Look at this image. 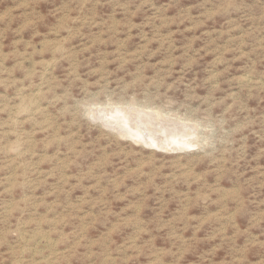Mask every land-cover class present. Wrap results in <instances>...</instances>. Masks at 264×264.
Listing matches in <instances>:
<instances>
[{
  "label": "rangeland",
  "instance_id": "374dc122",
  "mask_svg": "<svg viewBox=\"0 0 264 264\" xmlns=\"http://www.w3.org/2000/svg\"><path fill=\"white\" fill-rule=\"evenodd\" d=\"M0 264H264V0H0Z\"/></svg>",
  "mask_w": 264,
  "mask_h": 264
},
{
  "label": "bare ground",
  "instance_id": "6f19581e",
  "mask_svg": "<svg viewBox=\"0 0 264 264\" xmlns=\"http://www.w3.org/2000/svg\"><path fill=\"white\" fill-rule=\"evenodd\" d=\"M139 110V109H138ZM142 111V110H141ZM139 112V111H138ZM128 113H129V111H128ZM142 113V112H141ZM148 113V112H147ZM152 113V112H151ZM116 114V113H115ZM118 114V113H117ZM136 114V113H135ZM138 114V113H137ZM142 114H144V113H142ZM160 114V113H159ZM159 114L157 113V114H154V115H156V117H158V118H160V116H159ZM145 115V114H144ZM150 115H152V114H150ZM120 116V115H119ZM146 116V118H147V115H145ZM127 118V117H126ZM139 118H140V116H139ZM150 118V117H149ZM157 118V119H158ZM120 119H121V117H120ZM123 119V118H122ZM152 119V118H151ZM129 120V119H128ZM133 120V119H132ZM147 120V119H146ZM154 121V120H153ZM159 121V120H158ZM161 121V120H160ZM131 122V121H130ZM136 122H137V119H136ZM146 122V121H145ZM163 122V121H162ZM165 123H166V121H164ZM127 123V122H126ZM125 123V124H126ZM158 123V122H157ZM164 123V124H165ZM161 124V123H160ZM183 124V123H182ZM132 125V124H131ZM163 125V124H162ZM178 125V124H177ZM128 126V125H127ZM179 126V125H178ZM116 127V126H115ZM132 127V126H131ZM163 127H166V126H163ZM121 128H122V126H121ZM147 128V127H146ZM162 128V127H161ZM172 128H174V127H172ZM115 129H117V128H115ZM143 129V128H142ZM162 129H164V128H162ZM161 129V130H162ZM122 130V129H121ZM182 130H184V129H181V128H179V129H176V132L177 133H180ZM145 131V130H144ZM163 131V130H162ZM122 132V131H121ZM164 132V131H163ZM128 133V132H127ZM134 133V132H133ZM153 133V132H152ZM150 134H151V132H150ZM174 134V133H173ZM162 135H164V134H162ZM153 136V135H152ZM158 136V135H157ZM171 136V135H170ZM184 136V135H183ZM132 137H133V135H132ZM137 137V136H136ZM147 137H148V134H147ZM176 137V136H175ZM160 138V137H159ZM165 138H167V137H165ZM164 138V139H165ZM169 138V137H168ZM172 138H173V136H172ZM184 138V137H183ZM140 139V138H139ZM164 139H162V140H164ZM149 140V139H148ZM175 140V139H174ZM181 140H183V139H181ZM138 141V140H137ZM150 141V140H149ZM166 141V140H165ZM151 142V141H150ZM183 142V141H182ZM164 143V142H163ZM162 143V144H163ZM178 143V142H177ZM172 144H174V142L172 143ZM182 144V143H181ZM191 144V143H190ZM158 145V144H157ZM168 145H171V144H168ZM151 146V145H150ZM163 146V145H162ZM165 146H166V144H165ZM172 146V145H171ZM169 147V146H168ZM171 148V147H170ZM176 148H177V146H176Z\"/></svg>",
  "mask_w": 264,
  "mask_h": 264
}]
</instances>
